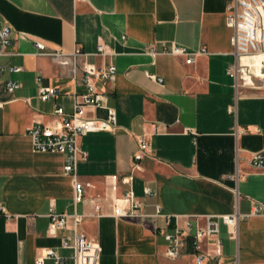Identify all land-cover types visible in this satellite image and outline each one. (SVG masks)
I'll use <instances>...</instances> for the list:
<instances>
[{
	"label": "crops",
	"instance_id": "0c3cea01",
	"mask_svg": "<svg viewBox=\"0 0 264 264\" xmlns=\"http://www.w3.org/2000/svg\"><path fill=\"white\" fill-rule=\"evenodd\" d=\"M232 3L0 0V26L11 30L6 55H0V264H37L48 249L72 264V250L61 239L75 233L100 245L99 264H196L190 242L179 257L167 256L164 236L173 232L167 214L182 229L190 221L189 236L207 222L218 223V235L200 240L202 264H264V214L251 213L254 205L264 208V168L250 164L252 154L264 149V86L241 88L235 96L227 74L234 62L226 25ZM99 44L110 54L98 55ZM172 45L205 53L186 65L184 57L169 53ZM57 52L70 62L59 61ZM76 52L81 54L74 57ZM85 63L116 69L114 82L96 83L116 112V128L80 137L86 158L75 174L84 200L74 204L65 156L35 152L27 131L53 120L57 108L72 113L74 95L86 92ZM9 81L19 84L14 92L6 89ZM42 88L56 93L43 101ZM101 116L85 109L88 119ZM139 138L149 153L134 163ZM128 189L145 217L113 216V199ZM52 209L66 216L65 228L54 235ZM234 215L235 227L222 223Z\"/></svg>",
	"mask_w": 264,
	"mask_h": 264
},
{
	"label": "built area",
	"instance_id": "2783aa9c",
	"mask_svg": "<svg viewBox=\"0 0 264 264\" xmlns=\"http://www.w3.org/2000/svg\"><path fill=\"white\" fill-rule=\"evenodd\" d=\"M76 2L82 0H75ZM226 25L232 31L231 45L234 62L228 67L227 74L234 79V90L237 98L241 88L261 89L264 86V0H233L228 8ZM11 30L6 25L0 26V55H6V49L10 45ZM35 47L40 51L45 46L37 42ZM169 53L173 56L184 57L185 64L191 65L200 52L188 51L186 48L172 45ZM76 52L74 57L80 55ZM98 55H108V47L99 44L97 47ZM56 58L64 64L70 62V56L62 52L55 54ZM247 56H261L260 71L261 75L253 73L248 66H243L241 60ZM20 68H11L12 72H19ZM82 78L81 84L86 88L84 94H75L72 113H65L62 108H57L54 112V119L47 123H34L28 128V135L32 141V148L37 153H60L65 156L64 173L73 178V202L79 204L84 200V185L76 178V166L79 161L86 158V153L79 147V139L92 132H108L116 128V112L108 107L102 97L97 93V82H114L116 78V69L109 65L104 69H98L90 64L81 66ZM1 72V69H0ZM76 74V70H74ZM245 74L248 75L246 79ZM150 78L162 83V79L155 76ZM19 84L9 81L6 85L8 92H14ZM56 91L52 88H42L38 91L41 100L46 101L55 95ZM92 108L95 111H102L104 116L94 119L85 117V109ZM138 151L134 155L133 162L136 163L143 159L149 153V145L144 139H137ZM253 167L264 168V149L253 153L250 159ZM114 180L117 176L113 177ZM128 182L132 181V176L126 178ZM147 194L151 191L145 189ZM142 205L136 200L132 189H128L121 197L114 198L112 201L113 216L117 218H142ZM98 209V208H96ZM158 214L160 209L157 210ZM252 214H264V208L260 205H254ZM5 214V210L0 206V216ZM168 225H173V232L164 236L168 243L167 256L171 259L179 257L182 249L190 242L193 249L196 264H202L206 256L201 251L200 240L205 237L218 235V223L207 222L205 228L197 229L193 236H189L188 231L192 224L186 223V228H180L176 220L167 214L163 215ZM238 215L231 217H222L221 221L228 227H235L238 222ZM49 233L54 235L58 230L65 228L66 216L56 214L53 209L49 215ZM78 220L75 216V222ZM61 245L65 249L72 250V264H99L101 247L98 243L89 240L84 234L75 233L72 238H62ZM216 257H221V241L216 240ZM51 259L54 264H66L65 260L56 255L51 250H45L38 259L37 264H42L43 260ZM227 264H239L238 260H232Z\"/></svg>",
	"mask_w": 264,
	"mask_h": 264
},
{
	"label": "bare ground",
	"instance_id": "6f19581e",
	"mask_svg": "<svg viewBox=\"0 0 264 264\" xmlns=\"http://www.w3.org/2000/svg\"><path fill=\"white\" fill-rule=\"evenodd\" d=\"M261 59H262L261 56H247L242 58L241 63L243 66H248L249 69L256 75H261V71H260ZM245 77L246 79H248L247 74H245Z\"/></svg>",
	"mask_w": 264,
	"mask_h": 264
}]
</instances>
